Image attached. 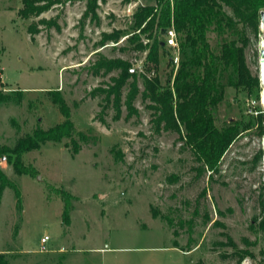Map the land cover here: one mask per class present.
<instances>
[{"label":"rangeland","instance_id":"obj_1","mask_svg":"<svg viewBox=\"0 0 264 264\" xmlns=\"http://www.w3.org/2000/svg\"><path fill=\"white\" fill-rule=\"evenodd\" d=\"M48 1L38 4L46 7L40 14L24 18L19 14L23 0H0V91L9 98L0 102V147L13 148L20 138L64 120L51 90L59 91L76 132L86 134L87 142L75 135L78 152L66 138L27 152L22 161L29 174L0 161L18 191L7 187L0 199L3 261L264 264V234L258 229L264 216L260 24L257 33L247 29L245 50L252 75L259 77V99L227 86L216 124L235 120L243 131L217 172H199L201 163L176 132H156L149 101L138 96V115L127 119L123 106L115 119L111 106L103 111L104 94L96 92L118 75L97 70L100 61L123 60L137 73L146 71L149 49L140 51L130 37L140 32L133 28L134 13L155 0ZM140 37L144 46L153 43ZM209 38L219 49L224 37L211 31ZM183 56L180 52L179 63L171 65L160 51L151 71L162 85L174 78ZM139 88L144 89L141 78ZM45 236L49 240L42 244ZM237 250L252 256L240 260Z\"/></svg>","mask_w":264,"mask_h":264},{"label":"trees","instance_id":"obj_2","mask_svg":"<svg viewBox=\"0 0 264 264\" xmlns=\"http://www.w3.org/2000/svg\"><path fill=\"white\" fill-rule=\"evenodd\" d=\"M42 1L46 0H23L20 16L29 18L40 14L46 8L38 6ZM48 2L51 4V1ZM226 8L231 14L226 12ZM261 11H264V0H155L154 4L140 7L133 16V28L140 32L134 33L130 40L137 43L140 51L149 49L144 64L146 71L130 73V64L123 60L100 61L97 70L118 72L106 89L96 90L104 94L106 104L103 111L111 106L115 111L114 118L119 119L125 106L126 118L130 119L138 115L135 101L141 96L144 101L150 102L147 108L152 111L151 122L156 132H176L201 163L199 172H217L221 158L243 131L235 120H229L220 127L216 124V111L225 99L227 86L244 90L249 95L254 93L259 99V77L252 75L245 50L249 43L246 31L252 28L258 32ZM169 28L176 31L184 56L174 78L171 75L164 86L158 76L149 77L148 74L158 65L160 51L166 53L169 64H173L162 33ZM31 29L29 31L33 33ZM211 31L224 37L219 49L210 43ZM141 35L152 39L153 43L144 46L140 42ZM139 78L143 80V90L139 88ZM49 92L64 120L49 129L39 128L33 135L20 138L13 148L0 147V161L11 164L18 174L30 173L23 164V155L39 149L46 142L60 143L65 138L70 139L75 152L80 150L75 135L87 142L86 134L76 132L70 109L59 91ZM8 99L0 91V102ZM259 122H262V116ZM7 187L13 188L18 195L17 189L0 168V199ZM63 218H68L67 212ZM165 219L173 226L172 219L166 216ZM258 229L264 234V216L258 221ZM227 238L236 248L233 240L229 236ZM236 254L240 260L246 255L252 256L248 250H237ZM0 264H7L2 254Z\"/></svg>","mask_w":264,"mask_h":264},{"label":"built area","instance_id":"obj_3","mask_svg":"<svg viewBox=\"0 0 264 264\" xmlns=\"http://www.w3.org/2000/svg\"><path fill=\"white\" fill-rule=\"evenodd\" d=\"M165 44H166V47L168 49H171L173 52H174V55L172 56V59H173V62L175 64H178L179 63V57H180V45H179V42H178V39H177V34H176V31L174 30V28H169L167 29V34L165 35ZM130 73H137V70L136 69H130L129 70ZM145 73L143 71V69L139 72V73ZM149 77H153L155 76V72H151L148 74ZM49 240V237L48 236H45L44 238H42L41 242L42 244H46L47 241Z\"/></svg>","mask_w":264,"mask_h":264},{"label":"bare ground","instance_id":"obj_4","mask_svg":"<svg viewBox=\"0 0 264 264\" xmlns=\"http://www.w3.org/2000/svg\"><path fill=\"white\" fill-rule=\"evenodd\" d=\"M260 47L263 48L264 50V41L260 44ZM260 78H261V83L264 86V59L261 56L260 59ZM263 144H264V139H263Z\"/></svg>","mask_w":264,"mask_h":264},{"label":"water","instance_id":"obj_5","mask_svg":"<svg viewBox=\"0 0 264 264\" xmlns=\"http://www.w3.org/2000/svg\"><path fill=\"white\" fill-rule=\"evenodd\" d=\"M260 27H261L262 31L264 32V11L260 12ZM162 33H163V35H166L167 29H164ZM261 56L264 59V50H261ZM260 81H261V78H260Z\"/></svg>","mask_w":264,"mask_h":264}]
</instances>
